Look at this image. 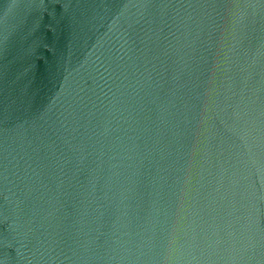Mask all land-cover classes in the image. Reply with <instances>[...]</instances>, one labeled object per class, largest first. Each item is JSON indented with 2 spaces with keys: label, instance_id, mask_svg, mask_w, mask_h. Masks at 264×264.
Returning a JSON list of instances; mask_svg holds the SVG:
<instances>
[{
  "label": "water",
  "instance_id": "water-1",
  "mask_svg": "<svg viewBox=\"0 0 264 264\" xmlns=\"http://www.w3.org/2000/svg\"><path fill=\"white\" fill-rule=\"evenodd\" d=\"M0 264H264V0H0Z\"/></svg>",
  "mask_w": 264,
  "mask_h": 264
}]
</instances>
